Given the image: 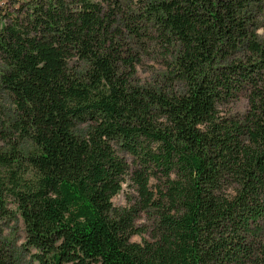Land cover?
Returning <instances> with one entry per match:
<instances>
[{
  "label": "trees",
  "instance_id": "16d2710c",
  "mask_svg": "<svg viewBox=\"0 0 264 264\" xmlns=\"http://www.w3.org/2000/svg\"><path fill=\"white\" fill-rule=\"evenodd\" d=\"M263 2L0 0V217L37 264H264Z\"/></svg>",
  "mask_w": 264,
  "mask_h": 264
},
{
  "label": "rangeland",
  "instance_id": "374dc122",
  "mask_svg": "<svg viewBox=\"0 0 264 264\" xmlns=\"http://www.w3.org/2000/svg\"><path fill=\"white\" fill-rule=\"evenodd\" d=\"M262 11L259 12L257 8H254V26L252 29L257 33L259 38L264 35V2ZM158 52H149L144 54L141 61L136 66L135 80L139 84H152L157 79H161V75L164 73V60ZM245 100L241 99L236 103L229 105L227 109H230L232 113H242L245 109ZM15 116V110L7 95L0 91V127L3 123H7ZM7 125V124H6ZM121 156H124L126 161L131 164L132 157L125 153L120 152ZM152 183V181H151ZM137 197L134 187L123 185L122 190L112 198V203L116 207H127L131 205ZM8 209L14 213L15 206L11 199L7 200ZM0 217V247L4 249L5 262L7 264H37L32 257L34 250L28 249L24 246V229L21 219L17 216ZM150 225V218L145 213H140L136 219V226L141 229H146ZM148 232H143L140 235L132 237L133 241L140 242L142 239H148Z\"/></svg>",
  "mask_w": 264,
  "mask_h": 264
}]
</instances>
